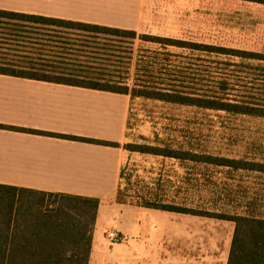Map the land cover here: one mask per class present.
Wrapping results in <instances>:
<instances>
[{
  "label": "rangeland",
  "instance_id": "rangeland-1",
  "mask_svg": "<svg viewBox=\"0 0 264 264\" xmlns=\"http://www.w3.org/2000/svg\"><path fill=\"white\" fill-rule=\"evenodd\" d=\"M173 3L163 17L165 27L174 31L169 34L165 30L158 37L168 39L179 30V36L174 37L180 41L194 39L199 45L264 55V0H174ZM0 23L7 21L0 20ZM175 24L183 28L176 29ZM38 30L35 33L41 35L38 38L42 45L64 49L56 50L55 56L66 63L64 67L68 70L106 74L115 77L118 83H126L130 89L144 85L143 82H151L146 85L156 88L161 83L168 85L171 79L184 92L190 88L197 92L213 87L212 80L228 76L231 84L233 79L231 99L243 102L250 97L254 103L261 99L264 105V61L253 57L234 52L207 53L200 48L166 47L144 39L149 36L146 34L132 39L89 33L79 28ZM26 46L21 51L53 55V48L35 51L32 45ZM18 54L22 52L0 50L2 58ZM162 69L173 77H161ZM132 99L129 122L132 141L128 145L179 150L200 155L204 162L176 159L167 162L154 155L137 153L125 167L120 201L130 205L150 201L162 206L178 205L197 211L264 219L263 173L205 162L211 157L264 164V118ZM223 225L225 247L233 239L235 223L225 221ZM167 246L175 251V264H191L190 258L196 254L191 252L187 237L175 236L173 243L159 240V259L165 260Z\"/></svg>",
  "mask_w": 264,
  "mask_h": 264
},
{
  "label": "crops",
  "instance_id": "crops-1",
  "mask_svg": "<svg viewBox=\"0 0 264 264\" xmlns=\"http://www.w3.org/2000/svg\"><path fill=\"white\" fill-rule=\"evenodd\" d=\"M173 1L0 0V11L158 37L174 31L163 17ZM179 32L168 39L180 41L174 37ZM132 101L130 95L0 75V126L14 128H0V185L98 199L89 264H175L173 248L166 247L165 260L158 256L159 240L173 243L175 236L191 243V264H228L232 240L224 247L225 221L119 200L125 167L137 155L126 149ZM109 230L119 244L110 243Z\"/></svg>",
  "mask_w": 264,
  "mask_h": 264
},
{
  "label": "trees",
  "instance_id": "trees-1",
  "mask_svg": "<svg viewBox=\"0 0 264 264\" xmlns=\"http://www.w3.org/2000/svg\"><path fill=\"white\" fill-rule=\"evenodd\" d=\"M0 20L7 21V23H0V50L22 52V54L7 58L0 57V75L130 95L132 98L158 100L176 105L223 111L235 115L264 118V105L261 99L254 103L250 97L248 101L243 102L230 98L231 92H233V79L231 84V79L228 76L220 77L217 81L212 80L211 85L213 87L208 86L205 87L207 89L197 91L200 93L193 91L194 88L184 92L183 89L181 90L179 86L174 84L177 81H171V79H168V82H170L168 85L161 83L156 88L146 85L151 84V82H143L144 85H136L134 89H130L126 83H118L115 81V77L106 74H90L86 71L77 72L65 69L66 63L55 56L57 54L56 50L64 49L52 44L42 45L41 39L38 38L41 35L35 33V31H39L38 29L45 27L53 29L79 28L89 33H109L119 37L126 36L137 39L139 35L135 31L90 26L78 22L5 11H0ZM143 38L166 47L200 48L207 53L217 51L228 54L234 52L224 48L166 38L152 36H144ZM26 45H32L36 48L35 51H42L45 47L53 48L51 53L53 55L47 56L38 52L34 54L25 53L21 50L26 49ZM234 53L250 57V59L253 57L256 60L264 61V55L248 52ZM167 72L168 70L162 69L160 72L161 77H173ZM179 74L183 75L184 73L179 71ZM0 128L14 129L3 126H0ZM89 142L113 147L119 146L112 143ZM126 149L135 153L165 156L180 161L204 162L202 161L203 157L200 155L184 153L174 149L135 145H127ZM206 159L209 160L205 161L206 163L211 162L216 166H225L234 170H255L264 173V165L262 164L222 158L211 159V157ZM99 206L100 201L98 199L48 194L0 185V264H89ZM144 206L233 222L235 223V232L228 264H264V219L228 216L226 214L196 211L178 206H161L152 203H145Z\"/></svg>",
  "mask_w": 264,
  "mask_h": 264
},
{
  "label": "built area",
  "instance_id": "built-area-1",
  "mask_svg": "<svg viewBox=\"0 0 264 264\" xmlns=\"http://www.w3.org/2000/svg\"><path fill=\"white\" fill-rule=\"evenodd\" d=\"M106 234H107L108 240L110 241L112 245L119 244L122 241L119 235L113 230H109Z\"/></svg>",
  "mask_w": 264,
  "mask_h": 264
}]
</instances>
